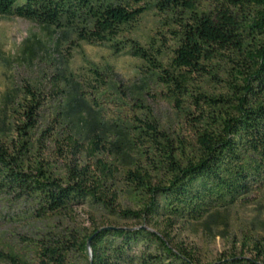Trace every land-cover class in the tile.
I'll return each instance as SVG.
<instances>
[{"label": "trees", "instance_id": "trees-1", "mask_svg": "<svg viewBox=\"0 0 264 264\" xmlns=\"http://www.w3.org/2000/svg\"><path fill=\"white\" fill-rule=\"evenodd\" d=\"M149 13L156 27L142 45L130 35ZM0 17L139 60L177 120L162 127L135 105L139 114L106 128L62 75L50 91L68 86L67 104L46 120L43 88L19 89L0 137V201L47 227L19 248L0 238V262L200 264L175 231L264 190V0H0ZM46 143L62 159L57 172ZM80 207L90 230L77 226ZM239 255L216 264H264V237L244 234Z\"/></svg>", "mask_w": 264, "mask_h": 264}, {"label": "rangeland", "instance_id": "rangeland-1", "mask_svg": "<svg viewBox=\"0 0 264 264\" xmlns=\"http://www.w3.org/2000/svg\"><path fill=\"white\" fill-rule=\"evenodd\" d=\"M155 27L156 19L146 14L130 36L144 45L154 35ZM58 36L60 33L53 28L15 17H0V137L8 134L7 128L13 121L11 110L15 106L11 101L20 100L21 95L16 92L23 86L39 85L51 98L45 111L46 120L54 109L66 106L68 86L66 93L51 95V81L58 75L80 86L91 116L106 128L139 114L135 105L144 106L162 127L172 124L176 127L174 111L158 94V87L139 60L124 53L113 54L106 46L88 45L70 38L59 43ZM93 71L99 75L96 77ZM62 84L63 81L59 86ZM98 89H101L99 96L95 93ZM43 160L55 172L62 167L56 147L49 143L45 144ZM28 212L24 205L0 201V238L19 248L22 238H35L43 232L47 226L28 220ZM220 214L222 218L212 223L201 221L175 231L176 242L192 248L200 264H216L233 253L240 256L244 234L264 237V190L252 195L247 203L236 204ZM94 221L101 224L99 218L94 217ZM76 223L88 230L92 228L87 207L77 210ZM244 256L250 258L248 253Z\"/></svg>", "mask_w": 264, "mask_h": 264}, {"label": "water", "instance_id": "water-1", "mask_svg": "<svg viewBox=\"0 0 264 264\" xmlns=\"http://www.w3.org/2000/svg\"><path fill=\"white\" fill-rule=\"evenodd\" d=\"M89 241H90V240H88V242H87V244H86V248H87L88 256L90 257Z\"/></svg>", "mask_w": 264, "mask_h": 264}]
</instances>
